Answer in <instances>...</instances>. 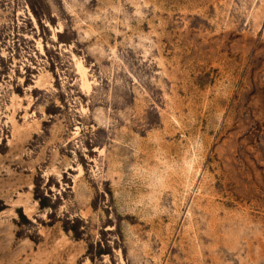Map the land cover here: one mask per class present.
Instances as JSON below:
<instances>
[{
    "label": "rangeland",
    "instance_id": "374dc122",
    "mask_svg": "<svg viewBox=\"0 0 264 264\" xmlns=\"http://www.w3.org/2000/svg\"><path fill=\"white\" fill-rule=\"evenodd\" d=\"M0 264H264V0H0Z\"/></svg>",
    "mask_w": 264,
    "mask_h": 264
}]
</instances>
